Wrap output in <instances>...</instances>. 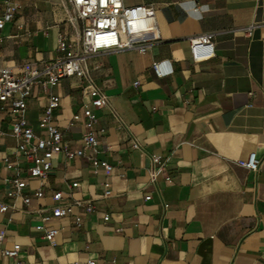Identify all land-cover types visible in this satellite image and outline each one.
<instances>
[{"label":"crops","instance_id":"obj_1","mask_svg":"<svg viewBox=\"0 0 264 264\" xmlns=\"http://www.w3.org/2000/svg\"><path fill=\"white\" fill-rule=\"evenodd\" d=\"M20 1L0 44V67L16 76L59 57V39L76 45L81 33L67 0ZM123 1L154 8L161 41L146 53L101 50L84 63L108 100L104 108L91 109L106 129L98 158L113 169L94 173L88 158L56 154L47 179L29 178L25 190L33 195L40 188L43 197L28 206L8 197L5 179L11 173L3 158L18 163L24 177L29 163L11 135L14 114L4 113L0 230L3 246L18 257L3 256L0 264H264V0ZM202 35L211 36L215 55L194 62L190 42ZM84 84L67 78L53 87L34 86L25 118L37 129L49 96L58 95L55 124L71 149L81 148L82 110L90 101ZM252 152L260 160L256 172L239 164ZM153 153L170 156L172 182L161 177L150 183ZM105 182L111 184L108 198ZM56 191L91 200L96 212L75 207L80 227L73 215L54 220L59 233L50 244L35 226L55 204Z\"/></svg>","mask_w":264,"mask_h":264},{"label":"built area","instance_id":"obj_2","mask_svg":"<svg viewBox=\"0 0 264 264\" xmlns=\"http://www.w3.org/2000/svg\"><path fill=\"white\" fill-rule=\"evenodd\" d=\"M67 2L71 12L70 19L81 22L80 40L76 45L61 37L58 45L59 57L47 62L42 68L26 66L20 76H16L9 67H0V119L8 111L14 114L11 135L17 142V151L23 154L29 163L27 177H24L23 169L18 163L8 156L3 158L5 167L11 173L10 177L5 179L9 185L7 196L21 200L26 206L30 205L33 197H43L40 188L35 190L33 195L26 193L25 190L29 178L41 182L47 179L52 169L50 158L53 155L62 154L69 160L88 158L94 173H97L100 167H103L106 174H110L113 169L110 163L98 158L100 137L105 134L106 129L98 126L97 115L91 107L95 110L104 108L108 100L104 92L87 75L84 67L86 59L101 50H136L139 53H146L161 41L155 10L151 5L127 6L123 0H67ZM21 8L20 0H0V44L3 39L1 31L5 24L13 21ZM190 54L194 62L212 58L215 52L211 36L202 35L192 39ZM152 69L158 77H162L158 62L152 63ZM67 78L85 80L83 92L90 98L82 110L85 121L82 146L79 149L69 147L64 141L63 133L55 124V112L60 105L58 95L49 96L37 129L33 128L25 118L27 99L31 96L34 86L53 87ZM134 85L137 86L138 82ZM132 147L140 149L136 141H132ZM87 151L92 154L88 155ZM150 160L151 166L147 168L150 183H155L161 177L168 183L172 182V175L168 173L170 156L153 153L150 155ZM239 164L256 172L260 160L252 152L245 160L239 161ZM78 186V182L70 184L71 189H76ZM103 195L106 198L112 196L109 182L104 183ZM53 198L55 204L44 212L41 222L35 226L42 238L50 244L55 243L59 233V228L51 225L54 220L71 217L75 207L87 213L96 212L91 200L72 199L70 192L65 194L56 191ZM145 199L149 200L151 196L147 194ZM8 208L6 204L1 206L3 212ZM73 217L75 226L80 227L83 222L82 216L77 214ZM109 218L108 214L103 216L105 221ZM3 242L4 232L0 230V258L4 256L17 259L18 251L5 248ZM94 263V260L88 261V264ZM17 264L21 262L17 261Z\"/></svg>","mask_w":264,"mask_h":264}]
</instances>
